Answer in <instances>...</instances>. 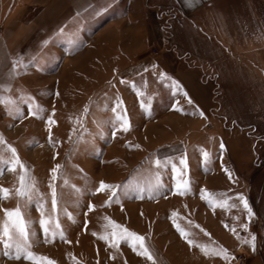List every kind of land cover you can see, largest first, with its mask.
<instances>
[{"label": "rangeland", "instance_id": "obj_1", "mask_svg": "<svg viewBox=\"0 0 264 264\" xmlns=\"http://www.w3.org/2000/svg\"><path fill=\"white\" fill-rule=\"evenodd\" d=\"M6 3L9 4V0H0L1 6ZM97 35L93 30L59 34L54 39V50L44 49L43 40L37 42L39 56L21 63L16 89L5 105L0 106V134L7 142L0 143V188L9 189L7 197L0 196V234L6 219L5 209L19 207L23 218L31 221L29 232H35L34 239L38 241L31 250L38 256L53 259L56 264H76V261L81 264H153L134 251L127 241L121 240L119 248L113 249L100 238L116 230L111 224L115 221L145 236L156 264H179L189 258L166 256L167 249L179 242L168 221L173 223V212L181 217L191 202L193 220L204 219L212 213L216 215L218 211L229 216L228 223L238 231L229 250L232 262L249 264L252 257L246 255L238 237L242 232L241 237L256 235L255 225H260V220L264 219V97L250 94L238 97L237 90L222 91L223 81H218L219 92L213 98L214 116L207 122L209 131H202L199 137L200 142L209 147V155L201 162L187 158V168L183 170L192 191L180 195L173 190L176 176L172 168L173 163L183 167L177 159L180 147L176 139L179 130L175 125L180 121L174 116L178 92L165 90L164 84L149 89L142 84L133 87V83L127 82H120L121 87L115 89L114 82L106 79V75L100 86H94L92 61L95 56L108 57L110 52L109 48L94 49ZM111 36L112 32L105 38L108 40ZM77 37L79 47L70 46V41ZM116 37L122 42L121 37ZM161 52L155 46L148 49V53L156 57ZM82 72L85 78L80 75ZM246 85L264 91L262 80L246 81ZM118 100L122 104L117 111L126 115L131 124L127 132L119 128L112 111ZM15 107L21 108L23 115H16ZM30 107L37 115L29 113ZM48 116L53 117L51 125ZM247 122L253 126L246 127ZM8 144L16 148L23 169L19 165L11 166ZM156 159L169 161L168 166L156 165ZM56 164L61 167L53 180L51 169ZM22 174L26 181L34 182L31 201L16 194ZM157 176L164 187L161 193L149 192L148 187L156 182ZM100 181L120 186L116 190L118 196L109 204H104L113 195L109 190L95 191ZM130 183L142 185L143 194L135 188L125 194L124 185ZM53 187L57 200L54 209ZM205 189L217 200H227L229 205L235 206L210 204L201 195ZM241 195L254 213L251 218L243 207ZM39 204H43L45 216L52 217L53 226L59 220L71 243L58 237L45 241L39 224ZM89 204L95 205L91 211ZM244 224L248 227H242ZM252 225L254 229L250 228ZM204 226L196 224L201 230ZM5 251L0 240V264H38L24 257L15 259L5 255ZM239 254H244L246 259H238Z\"/></svg>", "mask_w": 264, "mask_h": 264}, {"label": "crops", "instance_id": "obj_2", "mask_svg": "<svg viewBox=\"0 0 264 264\" xmlns=\"http://www.w3.org/2000/svg\"><path fill=\"white\" fill-rule=\"evenodd\" d=\"M0 13V106L16 89L21 63L39 56L37 42L43 40L44 49L54 50L59 34L92 30L98 32L94 49H110L108 57L95 56L92 61L94 86H100L106 75L115 89L124 81L149 89L164 84L165 90L178 92L174 116L180 121L175 125L179 160L186 156L201 162L205 158L209 147L199 137L209 131L207 122L212 119L219 80L222 91L237 90L238 97H264V91L246 85V81H264V0H9L0 5ZM110 32L113 36L107 40ZM152 46L162 50L159 57L148 53ZM85 73L80 75L85 78ZM193 211L190 202L183 215H178V223L196 243L189 245L168 221L179 242L167 249L166 256L189 258L179 264H234L230 253L226 260L200 248L223 246L229 252L238 236L228 223L229 216L218 211L193 220ZM197 223L205 224V229L196 227ZM255 231L254 250L249 244L239 245L252 257L249 264H264L263 218Z\"/></svg>", "mask_w": 264, "mask_h": 264}, {"label": "snow or ice", "instance_id": "obj_3", "mask_svg": "<svg viewBox=\"0 0 264 264\" xmlns=\"http://www.w3.org/2000/svg\"><path fill=\"white\" fill-rule=\"evenodd\" d=\"M80 41L79 38H75L70 41V46L72 47H79ZM19 63V61L17 62ZM15 66V65H14ZM28 65H24L26 68ZM124 82V81H121ZM133 87L135 85L133 84ZM179 88V85L177 84V89ZM59 95V92L56 93ZM187 95V93H185ZM189 103H191V100H189ZM122 101L118 100L117 105L113 107L112 111L116 114L117 123L119 125L120 129H123L125 132L129 130L131 127L130 121L127 118L126 115L121 114V112L117 111V109L121 106ZM175 107V105L173 106ZM181 111L183 109H180ZM15 114L20 116L23 115V112L21 108L15 107L14 109ZM53 112H55V109H52ZM29 113L31 115H37L36 111H33L32 108H29ZM200 115H204V113L201 111ZM49 124L51 125L54 123L53 117L48 116L47 117ZM0 143H7L4 140V137L2 134H0ZM8 149L12 153L11 158V166L15 168L17 165H19L22 169L24 168L23 163L21 162L16 148L13 147L11 144L7 145ZM136 147H139V145H136ZM220 147H223V144L220 145ZM204 157H208V153L205 151L203 153ZM169 161H161L160 159L155 160V164L162 167H167ZM180 165L183 167H177L176 164H172L173 172L176 176V180L174 183V192L178 193L180 195H186L192 191L191 182L189 179L186 178V173L183 169L187 168V158L186 156L182 157L180 160ZM61 167L60 164H56L55 167L51 169L53 175V180L55 179V174L57 173V170ZM26 171V169H25ZM227 171V169H225ZM229 175H231L229 173ZM120 187L119 185L115 184H108L104 181L99 182V186L95 189L96 192H101L102 190H109L113 195L109 196L107 200L104 201V204H109L114 196H118L117 194V188ZM164 187V185L160 182L159 177L157 176L156 182L151 184L148 187V191L152 193H161V189ZM34 188V182H31V180L26 181L25 175L20 176V187L16 189V194L21 197H27L29 201L32 199V189ZM135 188V190L140 193L141 195L144 192V187L140 184H126L124 185L125 194L127 191ZM9 195V189L8 188H0V196L7 197ZM202 197L207 200L210 204L213 205H219L221 207L228 206V207H234L235 205H229L227 200L220 201L217 200L212 193L207 192V190L201 191ZM240 200L243 203V207L247 209L248 216L251 218L254 213L249 206L246 198H244L242 195L240 196ZM52 207L53 209L56 207V192L55 188L52 189ZM38 207L41 209V218L39 220V224L42 226L43 233H44V239L46 242L55 240L57 237L61 241H67L68 243H71L72 241L68 239L65 230L61 227V224L59 220L57 219L54 223V226L52 224V217L45 216L44 214V206L43 204H39ZM95 205L89 204L88 210L91 211L92 208H94ZM5 215L6 219L3 222V232L0 234V240L4 243L5 248V255H12L13 258L19 259L20 257H24L25 260H31V261H37L38 264H56V261L53 259L46 257V256H38L35 252H33L32 246L34 243L38 242L34 239L35 232H29L28 225L31 223V221H26L23 218V215L20 211V208H14V209H5ZM70 215V214H69ZM178 213L173 212L172 213V221L176 227V229L179 231L180 235L187 241L189 245H192L196 243L193 239L189 238V232L178 223ZM191 223V222H190ZM111 224L114 225L116 230L107 232L106 234L102 235L100 238L106 241L113 249H118L119 244L121 240L127 241L130 243L131 247L134 251H137L139 255L146 257L147 260L153 261V264H156V258L155 255L150 251L149 247L145 243V236L138 234L135 231L129 230L127 227L123 225H117L115 221H111ZM199 227V226H198ZM242 227L247 228L248 225L244 224ZM95 235V233H94ZM242 240L243 243L249 244L253 250L255 249L256 244V237L254 234L250 235L249 237H238ZM201 251L205 252L206 254H212V255H218L223 256L224 259H229V252L227 249H225L223 246L219 247H209L208 245H200ZM71 256V254H69ZM73 259H75L73 257ZM76 264H81L80 261H76Z\"/></svg>", "mask_w": 264, "mask_h": 264}, {"label": "built area", "instance_id": "obj_4", "mask_svg": "<svg viewBox=\"0 0 264 264\" xmlns=\"http://www.w3.org/2000/svg\"><path fill=\"white\" fill-rule=\"evenodd\" d=\"M238 259H240L241 261H243L244 259H246L245 255L244 254H239Z\"/></svg>", "mask_w": 264, "mask_h": 264}]
</instances>
